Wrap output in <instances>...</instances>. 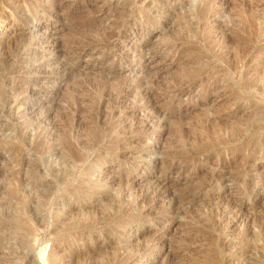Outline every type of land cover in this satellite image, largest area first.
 I'll use <instances>...</instances> for the list:
<instances>
[{
    "label": "rangeland",
    "instance_id": "374dc122",
    "mask_svg": "<svg viewBox=\"0 0 264 264\" xmlns=\"http://www.w3.org/2000/svg\"><path fill=\"white\" fill-rule=\"evenodd\" d=\"M12 1L32 19L0 29V264H264V0ZM164 177L200 195L170 221L137 200Z\"/></svg>",
    "mask_w": 264,
    "mask_h": 264
},
{
    "label": "bare ground",
    "instance_id": "6f19581e",
    "mask_svg": "<svg viewBox=\"0 0 264 264\" xmlns=\"http://www.w3.org/2000/svg\"><path fill=\"white\" fill-rule=\"evenodd\" d=\"M24 2H26L27 4L30 2V0H22ZM12 2H15V7L16 8H21L22 7V2L21 0H13ZM23 2V3H24ZM25 3V4H26ZM13 7V5H12ZM13 7V8H15ZM26 8V7H25ZM17 10V9H15ZM24 11V10H23ZM16 12V11H15ZM11 13V14H7V15H4V16H0V29L2 27H4L5 25L7 24H12L14 22H17V23H22V20H25V21H30L32 19V15L28 12H23V14H20V13ZM17 14V15H16ZM8 20H10V22H8ZM24 21V22H25ZM242 21V20H241ZM250 24V23H249ZM253 25V23H251ZM246 26H248V24H246ZM251 26V25H249ZM254 27V26H253ZM252 27V28H253ZM246 28V27H245ZM251 28V29H252ZM255 30V29H254ZM88 31V30H87ZM254 32V31H253ZM17 34V33H15ZM20 35V34H19ZM3 36V33H0V47L2 46L3 42H2V37ZM229 36V35H228ZM246 36V35H245ZM241 41V40H240ZM239 41V42H240ZM243 41V40H242ZM241 41V43H242ZM240 49V48H239ZM243 49V48H242ZM232 56V55H231ZM68 66L65 65V73H68L69 71L68 70ZM62 71V70H61ZM126 90V89H125ZM118 93V92H117ZM114 94V93H113ZM124 94V93H123ZM116 95V94H115ZM114 95V96H115ZM119 96V95H118ZM116 99V97H115ZM118 99V98H117ZM152 100V99H151ZM118 101V100H117ZM154 101V100H153ZM116 102V101H115ZM156 103V102H155ZM135 105V104H134ZM154 105V104H153ZM133 107V106H132ZM131 107V108H132ZM136 108V107H135ZM134 112V111H133ZM235 112V111H234ZM259 122V121H258ZM242 123V122H241ZM143 126L144 127H147V128H151L152 126V123L150 121H146L143 123ZM232 126V125H231ZM233 127V126H232ZM146 128V129H147ZM216 129V128H215ZM141 130V129H140ZM217 130V129H216ZM242 130V129H241ZM128 132V131H127ZM123 135V134H122ZM38 136V135H37ZM126 136V135H125ZM204 136V135H202ZM212 136V135H211ZM132 137V136H131ZM134 137V136H133ZM140 137V136H139ZM112 138V137H111ZM129 138V137H128ZM202 138V137H201ZM101 139V138H100ZM198 139V137H196V140ZM213 139V138H212ZM212 139H210V141H208L209 143L207 144H201V146H199V149L200 150H210L211 146L213 145V141ZM224 139V138H223ZM175 140V139H174ZM200 140V139H199ZM67 141V140H66ZM181 141V140H180ZM225 141V140H224ZM235 141V140H234ZM237 141V140H236ZM199 142V141H198ZM41 146V142L38 140V143H37V146ZM180 145V144H179ZM229 145V144H228ZM216 146V145H215ZM232 146V145H231ZM122 147V145H121ZM214 147V146H213ZM219 147V146H218ZM196 148V147H194ZM8 149L11 150L12 154L16 151H18V146L16 145L15 142H10L8 144ZM119 149V148H118ZM185 149V148H184ZM216 151V149H215ZM193 152V151H192ZM199 152V151H198ZM163 153V152H162ZM193 154V153H192ZM198 154V153H197ZM201 154V153H200ZM192 156V155H191ZM187 157H188V154L184 151H182L180 148L179 149H174L173 151L171 152H168L167 153V159L165 160V162H161L159 161L158 164L160 166H165V168L167 170H170L174 167H177V166H180L181 164L185 163V161L187 160ZM219 159V158H218ZM17 161H19V157H16V156H12L11 157V162L12 163H16ZM218 161V160H217ZM157 164V165H158ZM213 164V163H212ZM216 164V163H214ZM215 170V169H214ZM158 171V170H157ZM239 171V170H238ZM244 171V170H243ZM219 173V172H218ZM244 173V172H243ZM227 174V173H226ZM201 176V175H200ZM155 177V176H154ZM229 176H227L228 178ZM237 177V176H236ZM215 178V177H214ZM199 179V178H198ZM232 179V178H231ZM235 179V178H234ZM213 180V179H212ZM224 180V179H223ZM175 181V180H174ZM227 181V180H225ZM233 182V181H232ZM178 183V182H177ZM203 183V182H202ZM205 186L206 183H204ZM152 185V184H150ZM181 185V183H180ZM201 184H199L198 186H200ZM229 185V184H228ZM195 186V185H194ZM205 186H201V189H203L202 187H205ZM209 186V185H208ZM217 189V188H216ZM175 191H178V192H175ZM195 191L194 189L191 187V186H186L180 190H176V189H173V187L171 186V183L169 182V180L164 177V178H159V179H156V184L153 185L152 187H146L144 188L142 191H140V194H139V198H137V200L139 199L140 201L142 200H145V201H149V205H148V208L150 209H157V211H159L160 213H162V217H164V220L165 221H170V214L172 212H176L177 210H179L181 208V206L187 202V198H192V199H197V198H200V195H195ZM204 193V192H203ZM213 195V194H212ZM217 195V193L215 194ZM210 198V197H209ZM212 198H215V196H213ZM85 199V198H84ZM191 199V200H192ZM234 199V198H233ZM211 200V199H210ZM221 201V200H220ZM136 202V201H135ZM230 203V202H229ZM237 203V202H236ZM68 204V203H67ZM228 205V204H227ZM231 205V204H230ZM80 206V205H79ZM238 206V205H237ZM228 209V208H227ZM147 210V209H146ZM145 210V211H146ZM154 210V209H153ZM58 211V210H57ZM151 212H153L152 210H150ZM156 214L158 212H155ZM71 214V213H70ZM69 214V215H70ZM75 214V213H73ZM78 214V213H77ZM218 214V213H217ZM68 217V216H67ZM215 220V219H214ZM213 221V220H212ZM88 222L87 221H81V223L79 224L81 227H85L87 226ZM66 225V224H65ZM127 228V227H126ZM78 231V230H77ZM214 235V234H213ZM165 235H162V234H156V235H153V238L151 240V242L147 245H144L142 247H139L141 250L140 252V257L139 258H135L133 257V260L135 262H138V261H141V260H144L146 259L149 254L152 252V251H156V253H160L161 256H162V253L164 251L167 252L166 250V247L167 245H165V238H164ZM73 238V237H72ZM224 239V238H223ZM167 241V240H166ZM57 245V244H56ZM63 249V248H62ZM61 249V250H62ZM60 253V252H59ZM64 254L63 250L60 254ZM170 253V252H169ZM175 253V252H174ZM60 254H57V253H52L50 252L49 254V258H48V264H63L64 261H62L61 257H59ZM65 255V254H64ZM114 257L115 258V262L119 263L121 262L122 260H120L121 258V255L118 251L115 252L114 254ZM246 256V255H245ZM94 260V259H93ZM123 262V261H122ZM127 264V263H126Z\"/></svg>",
    "mask_w": 264,
    "mask_h": 264
}]
</instances>
